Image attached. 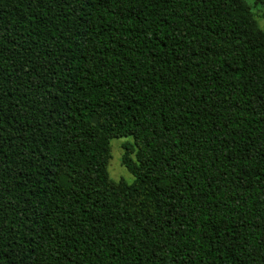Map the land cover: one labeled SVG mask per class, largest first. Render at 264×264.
Masks as SVG:
<instances>
[{
  "label": "trees",
  "instance_id": "1",
  "mask_svg": "<svg viewBox=\"0 0 264 264\" xmlns=\"http://www.w3.org/2000/svg\"><path fill=\"white\" fill-rule=\"evenodd\" d=\"M0 264H264L243 0H0Z\"/></svg>",
  "mask_w": 264,
  "mask_h": 264
},
{
  "label": "rangeland",
  "instance_id": "2",
  "mask_svg": "<svg viewBox=\"0 0 264 264\" xmlns=\"http://www.w3.org/2000/svg\"><path fill=\"white\" fill-rule=\"evenodd\" d=\"M247 7L254 14V18L258 27L264 32V5L254 2V0H243ZM132 142V138H113L110 141L111 158L108 161L107 171L109 177L114 181L124 180L126 183L131 184L134 177L122 165V157L124 154V144Z\"/></svg>",
  "mask_w": 264,
  "mask_h": 264
}]
</instances>
